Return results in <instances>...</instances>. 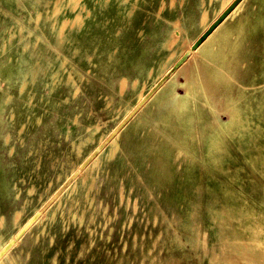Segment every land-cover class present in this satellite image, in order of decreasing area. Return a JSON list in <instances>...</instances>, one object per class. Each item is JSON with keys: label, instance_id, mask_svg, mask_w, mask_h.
I'll return each mask as SVG.
<instances>
[{"label": "rangeland", "instance_id": "374dc122", "mask_svg": "<svg viewBox=\"0 0 264 264\" xmlns=\"http://www.w3.org/2000/svg\"><path fill=\"white\" fill-rule=\"evenodd\" d=\"M47 1L0 0V264H264L233 244L264 237V0H82L55 28ZM242 17L247 128L220 129L226 90L164 127L183 64Z\"/></svg>", "mask_w": 264, "mask_h": 264}, {"label": "bare ground", "instance_id": "6f19581e", "mask_svg": "<svg viewBox=\"0 0 264 264\" xmlns=\"http://www.w3.org/2000/svg\"><path fill=\"white\" fill-rule=\"evenodd\" d=\"M15 1L18 5H24V7H26L27 5L34 7L37 12L36 20H40L43 17L42 12L39 11V6L44 1L48 2L47 0H24L23 3L21 2V0ZM51 1L53 3V8L51 10L52 14L46 15L43 19L51 20L53 28L58 26L57 14L59 12H62L64 9L68 8L79 9L74 21L77 20L79 21V23L82 21L83 17L80 10L86 11V7L82 4V0H80V2L75 6L71 2V0ZM229 1L231 0H221L220 8H225L226 4ZM255 3L257 2H253L252 5L250 4V6L253 8V6H255ZM55 8L57 14H55ZM242 8H244V6H241L239 4L232 11L230 16L236 15V13L239 12ZM206 17L207 11L205 10L201 19V25L203 26L205 25ZM243 18L244 17L236 19V23L234 26L221 30L217 38H215L214 40H210L208 47L205 50V54H202V66H192L193 59L197 54H199V49L201 48L195 47L196 49L193 50L191 59L183 64V72L178 78L177 85L180 84L181 88L177 86L169 87L163 98L160 99V106L163 109L159 112V115L156 119L164 127L176 131V128L179 124H185L188 127L192 126V124L194 125L195 122L193 123V111H196L197 108L201 109L207 106L209 104V99L214 98L218 90H226L228 91L229 101L224 102V107L221 108L220 118L222 122L220 123V129L227 135H233L236 133L242 134V128H247V126H245L246 124H244L247 123V118L243 113V110H245L244 106L247 105V102L245 101L246 94L243 90L244 87L241 85L236 93H234V90L235 83H240L239 71L240 67L244 63L242 62L243 60L239 52L241 44L239 42L242 41V35L243 33H245L244 28L248 25L254 26L255 22L254 20L252 21V19L250 21H247V19ZM72 26L73 24H71V22H68L67 20L66 25H64V27L59 28V34L61 39L64 38L63 35L65 36L64 30L67 27ZM60 29L62 33H60ZM231 36H234L236 38V41H231ZM171 44V42H167L164 43L163 46L170 47ZM174 54L175 51L171 55ZM122 83H124V81H122ZM218 140L219 138L217 139V143ZM117 146V141L113 140L111 144V154L114 153ZM240 212L244 213L245 215H241L240 213L239 215H231L229 217V222L236 220L241 223L243 219L248 218L251 215L248 210ZM229 222L227 224H229ZM243 228H247L250 230L249 238L246 242H242L239 238L238 240L234 241V250L240 249L244 251V253L250 252L249 254H251V252H253L256 248L264 251V237L261 234L262 228H260L259 225L256 227L244 226Z\"/></svg>", "mask_w": 264, "mask_h": 264}]
</instances>
